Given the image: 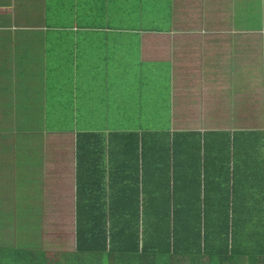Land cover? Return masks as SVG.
Returning a JSON list of instances; mask_svg holds the SVG:
<instances>
[{"label": "crops", "instance_id": "0c3cea01", "mask_svg": "<svg viewBox=\"0 0 264 264\" xmlns=\"http://www.w3.org/2000/svg\"><path fill=\"white\" fill-rule=\"evenodd\" d=\"M210 131L251 132L229 167L250 150L264 180V0H0V264H66L78 184L124 202L134 181L150 198L144 135L151 155L160 134H191L159 156L181 166Z\"/></svg>", "mask_w": 264, "mask_h": 264}, {"label": "trees", "instance_id": "16d2710c", "mask_svg": "<svg viewBox=\"0 0 264 264\" xmlns=\"http://www.w3.org/2000/svg\"><path fill=\"white\" fill-rule=\"evenodd\" d=\"M160 135L166 137L164 148L149 155L145 138L157 135L146 134L136 151L144 163L157 166L155 179L164 182L146 189L152 197L142 198L134 181L126 184L124 202L105 194L103 182L78 184L75 251L61 254L66 264H264V180L253 177L249 148L242 149V165L229 167L230 151L251 132L228 134L222 141L217 132L202 134L203 143L190 145L181 166L159 156L164 149L168 155L178 137L187 140L191 134ZM138 145L128 141L126 148L134 152ZM138 154H133L137 162ZM76 170L83 172L79 162ZM52 254V259L50 253L47 258L44 252L35 254L33 264H60L59 253ZM17 259H4V264L31 262L23 253Z\"/></svg>", "mask_w": 264, "mask_h": 264}, {"label": "rangeland", "instance_id": "374dc122", "mask_svg": "<svg viewBox=\"0 0 264 264\" xmlns=\"http://www.w3.org/2000/svg\"><path fill=\"white\" fill-rule=\"evenodd\" d=\"M148 121H150V120H148ZM163 121H164V125H165V124L167 123V120H163ZM254 121H255V120H253V121H252V124H253V125H255V124H254ZM150 122H151V121H150ZM160 122H161V120H160ZM155 124H157V125H158V123H157V122H156ZM260 124H261V123H260ZM246 125H248V126H249V125H250V123H248V124H246Z\"/></svg>", "mask_w": 264, "mask_h": 264}]
</instances>
